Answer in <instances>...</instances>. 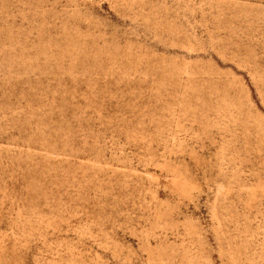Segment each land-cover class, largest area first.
Returning <instances> with one entry per match:
<instances>
[{
  "label": "rangeland",
  "instance_id": "rangeland-1",
  "mask_svg": "<svg viewBox=\"0 0 264 264\" xmlns=\"http://www.w3.org/2000/svg\"><path fill=\"white\" fill-rule=\"evenodd\" d=\"M0 264H264V0H0Z\"/></svg>",
  "mask_w": 264,
  "mask_h": 264
}]
</instances>
